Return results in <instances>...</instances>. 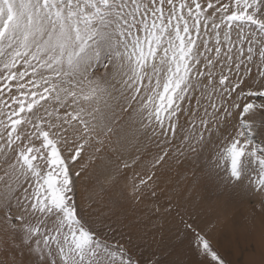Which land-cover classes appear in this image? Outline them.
<instances>
[{"label":"snow or ice","instance_id":"1","mask_svg":"<svg viewBox=\"0 0 264 264\" xmlns=\"http://www.w3.org/2000/svg\"><path fill=\"white\" fill-rule=\"evenodd\" d=\"M181 169L264 209V0H0V264H227Z\"/></svg>","mask_w":264,"mask_h":264},{"label":"rangeland","instance_id":"2","mask_svg":"<svg viewBox=\"0 0 264 264\" xmlns=\"http://www.w3.org/2000/svg\"><path fill=\"white\" fill-rule=\"evenodd\" d=\"M140 170L141 169L139 167H137L135 170H127L126 176L122 177L121 180L124 181V184L126 182L128 183L130 178L133 176V172L134 171H140ZM183 172H184L183 169L180 170L179 174L177 172H175V170H172V171L165 170V171H163V173L165 176H167L166 178H164V175L162 172L158 173V175L161 174L160 175V177H161L160 182L161 183L159 182L161 189H163V190L165 189L163 191V193H165V191L168 190L167 193H165V194H163L162 191L159 192V195L161 197V202H165L167 199L166 196L171 195V196H173L174 201L178 200L180 202L181 207H183L185 204H187L189 206H195V208L197 209V212H198V215L195 218V223L200 228H205L208 224H210L213 221H216L218 218H220L223 222L218 223V227L212 233L211 238H212L213 246L218 251V253L227 261V264H264V231H263L264 227L262 226L264 223V209L261 208L259 199H256L255 201H250V202L249 201L237 202V201L232 199V196L227 191V189H225L223 192L217 191V185L213 181L209 180L207 177H201L200 185L198 184L199 186L196 185L195 188H192L191 196H188L189 189L192 187L191 177L189 176L188 180L182 179ZM171 179H173V180H171ZM163 181H168V182H164L165 183L164 184ZM183 181H185V182H183ZM198 189H200V190H198ZM205 192H206V194H204ZM180 196H182V197H180ZM193 196H194V198H193ZM197 196H199V198H200L199 203H197ZM186 197H187V199H185ZM191 198H193V199H191ZM203 200H206L207 205H206L205 201L203 202ZM223 200H225V202H228L231 205H236L239 209L237 208L236 212H234L233 214L231 213V215L227 216V213L225 212V210H221V208H219V205H220L221 201H223ZM216 203H217V205H216ZM201 206H203V207H201ZM124 207L130 213L133 211H135L136 213H141L143 211L144 205L141 204V205L135 206V209H133V207L128 205V204H125ZM217 209H219L221 212L216 213L214 215V211H216ZM235 217H236V219L241 220V225H240V227L238 226L239 224L238 225L236 224L238 227L236 225H233V226H235L236 228H241V227L246 228V230L244 232L246 235L249 234V237L246 238L244 240V242L237 239L236 242H234L232 244H227L229 248L226 249L227 251L223 252L221 250L222 248L218 247V245H217V239L220 237L217 234V230L219 231L220 235L223 232L226 235L227 232L224 231V228L227 227L228 226L227 223L231 219H233V218L235 219ZM227 220H228V222H227ZM238 222H240V221H238ZM253 230H255V231H253ZM255 232L260 234L259 236H261V241L256 240L258 238L260 239V237L256 238V237L251 236ZM216 234H217V236H219L218 238H215ZM219 240H220V238H219ZM251 240H253V241H251ZM256 244H259V245L257 246ZM259 246H260V248H259ZM235 249H237V255H236V253L234 254ZM189 264H207V260L203 257H200L195 252H190L189 253Z\"/></svg>","mask_w":264,"mask_h":264},{"label":"bare ground","instance_id":"3","mask_svg":"<svg viewBox=\"0 0 264 264\" xmlns=\"http://www.w3.org/2000/svg\"><path fill=\"white\" fill-rule=\"evenodd\" d=\"M176 172V171H175ZM163 173V172H162ZM166 174V173H165ZM161 175V174H160ZM163 175H164V173H163ZM169 175V174H168ZM170 176V175H169ZM167 176H165L164 175V178H166ZM173 178V177H172ZM161 179V178H160ZM128 180V179H127ZM171 180H173V179H171ZM205 181V180H204ZM164 182H168V181H163V183ZM170 182V181H169ZM173 182V181H172ZM183 182H185V181H183ZM121 183L122 184H124V181H122L121 180ZM127 183V182H126ZM125 183V184H126ZM161 183V182H160ZM165 184V183H164ZM206 184V183H205ZM189 185V184H188ZM199 185H200V183H199ZM198 185V186H199ZM167 186V185H166ZM168 187V186H167ZM175 187V186H174ZM192 188V187H191ZM119 190V185L117 186V188L116 189H113L112 190V192H111V195L113 196V197H115V195H116V193H117V191ZM165 190V189H164ZM163 190V191H164ZM171 190V189H170ZM180 190V189H179ZM198 190H200V189H198ZM163 191H162V193H163ZM168 191V190H167ZM167 191H165V193H167ZM172 191V190H171ZM200 192V191H199ZM204 192V191H203ZM208 192V191H207ZM165 193H163V194H165ZM201 193V192H200ZM169 194V193H168ZM198 194V193H197ZM204 194H206V192L204 193ZM177 195V194H176ZM179 195V194H178ZM166 197H168V196H166ZM173 197V196H172ZM179 197V196H178ZM180 197H182V196H180ZM193 198H194V196H193ZM193 198H191V199H193ZM205 198V197H204ZM106 200H107V197L105 198ZM181 199V198H180ZM203 199V198H202ZM220 200V199H219ZM205 201V203H206V200H203V202ZM225 200H223V201H221V203H220V205H219V208H221V210H225V212L227 213V216L228 215H231V213L233 214L234 212H236L237 211V206L236 205H231V204H229L228 202H225ZM204 203V204H205ZM210 203V202H209ZM208 203V204H209ZM212 203V202H211ZM201 204V203H200ZM206 205H207V203H206ZM205 205V206H206ZM216 205H217V203H216ZM215 205V206H216ZM142 207V206H141ZM201 207H203V206H201ZM214 208V207H213ZM226 208V209H225ZM239 209V208H238ZM219 209H217L216 211H214V215L216 214V213H219V212H221L220 210L218 211ZM242 210V209H241ZM203 211V210H202ZM218 216V215H217ZM216 216V217H217ZM210 217V216H209ZM215 217V218H216ZM209 219V218H208ZM229 220V219H228ZM228 220H227V222H228ZM211 221V220H210ZM238 221H240V222H238ZM223 222V221H222ZM228 226L227 227H225L224 228V231L225 232H227V234L225 235L224 234V232L220 235V233H219V231L217 230V234L220 236H217V234H216V236H215V238H220V240H219V238L217 239V245H218V247H220V248H222L221 250L223 251V252H225V251H227L226 249L227 248H229L228 247V245L227 244H232V243H234V242H236L237 241V239L238 240H240V241H242V242H244V240L246 239V238H248L249 237V234L248 235H246L245 234V230H246V228H236L235 226H233V225H238L239 227H240V225H241V220L240 219H236V217H235V219L233 218V219H231L228 223ZM226 224V225H227ZM236 225V226H237ZM254 225V224H253ZM224 226V225H223ZM237 226V227H238ZM263 227H264V223H263V225H262ZM249 227V226H248ZM261 227V226H260ZM222 229V228H221ZM249 229V228H248ZM262 229V228H261ZM260 229V230H261ZM263 230V229H262ZM253 231H255V230H253ZM264 231V230H263ZM252 234V233H251ZM250 234V235H251ZM260 234H258L257 232H255V233H253L251 236H253V237H260V239L258 238V239H256V240H260L261 241V236H259ZM214 237V236H213ZM224 237V238H223ZM255 240V241H256ZM251 241H253V240H251ZM257 246L259 245V244H256ZM259 248H260V246H259ZM236 253V255H237V249H235V251H234V254ZM225 254V253H224Z\"/></svg>","mask_w":264,"mask_h":264}]
</instances>
